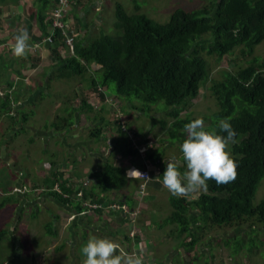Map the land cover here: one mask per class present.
I'll use <instances>...</instances> for the list:
<instances>
[{
    "label": "trees",
    "instance_id": "1",
    "mask_svg": "<svg viewBox=\"0 0 264 264\" xmlns=\"http://www.w3.org/2000/svg\"><path fill=\"white\" fill-rule=\"evenodd\" d=\"M11 1L15 3L17 0ZM57 3L58 0H34V8L28 10L27 20L35 21L41 32L40 36L34 42V38L29 40L31 45L24 58H7L6 53L0 50V77L7 75L6 79L0 80V85L6 83L11 88L13 85L8 80L9 76L19 75V70L27 62H30V67L38 66L42 60L39 51L48 48L56 55L51 58L54 65L51 68H56L58 72L53 75L50 71L47 78L71 80L70 88H73L75 80L91 82L89 88L102 99L105 91L97 90L95 85L107 91L113 83L111 91L114 96L119 100H138L142 104L140 108L136 107V101L127 103L140 112L150 111L153 104L161 103L163 106L157 105V112L163 111L164 119L158 117L155 123L159 124L160 129L171 140L179 141L180 144L187 137L185 124L195 120L189 114L184 117L180 114L189 110L191 101L205 88L216 104L215 112L209 118H202L204 122L209 120L204 124L205 130L226 136V133L219 131V121L227 120L230 123L236 133V142H230L226 150L237 164V177L234 182L222 186H217L210 180L207 182V191L197 192L191 198L170 196L171 213L164 222L176 226L174 228L183 237L187 251L194 249L202 241L205 231L220 233L232 229L233 235L221 240L225 247L237 244L242 236L249 250L239 253L237 248L229 252V258H246L245 264H250V260L259 253L257 247H254L255 241L260 249L264 245V200L254 202L256 189L264 177V59L253 57L245 61L247 65L244 67L235 71H222V78L216 80L210 79L212 65L208 59L211 58L216 63L226 55L232 56L236 51L242 57H249L256 46L264 45V0H211L207 8L192 11L176 8L164 23H157L142 13L126 15L119 11L116 14V28L121 31L119 35L100 33L86 43H75L73 54L67 57H60L57 52L60 41L62 43L61 31L53 30L51 26L50 14L58 7ZM72 11L70 8L69 13ZM2 30L4 22H0V31ZM26 30L31 35L30 25ZM48 35L52 37V43H42L41 39ZM0 41L3 42V38ZM35 43H40V47L32 50ZM15 63L18 67L14 66ZM92 66L95 68L92 69ZM208 81L210 85L206 87ZM16 95L17 93L10 95L8 91L0 95V115H6L9 120L13 119L9 115L11 110L12 113H17L12 104L18 100ZM76 98L77 90L73 88L66 103L65 111L68 114L64 118L59 117L66 122L65 127L68 129L73 123L72 114L80 111L88 116V113L93 112V108L87 103L78 108L73 107L72 101ZM55 126L60 127L61 122L57 121ZM95 131L99 132V128L90 129V135L99 138ZM117 131L125 136L117 144V151L122 157L137 158L142 166L148 162L160 165L152 159L154 150H149L144 157H140V152L131 145L128 135L119 128ZM165 169L166 165L159 174L161 181ZM179 170L183 174L186 169L181 166ZM123 173L121 167L107 162L95 173L96 184L90 192H87L88 186L82 187V181L75 184L68 181L65 184L64 181L55 183L54 186L57 184L66 197L53 191L54 186L50 188L52 191H40V194H49L62 203L75 201L80 213L82 207L79 205L87 197H90L92 203L103 204L111 189L123 183L126 178ZM17 189L6 197H1L0 208L5 202L16 204L15 214L19 217L24 209L31 207L30 218H33L36 210L33 208V200L28 197L33 189L23 186ZM78 191L83 192L82 199L76 198ZM115 196L117 197L116 194ZM83 209L89 208L84 206ZM100 209L102 210L99 207L92 211ZM52 227L50 222L45 225V234L55 237L56 231ZM242 228L246 230L242 232ZM8 234L12 235L10 243L16 240L11 230L0 229V238ZM139 246L141 248L142 243ZM226 251L228 252L227 249ZM10 253L14 254V251ZM260 255L263 257L264 252ZM10 263L13 262L8 260L7 264Z\"/></svg>",
    "mask_w": 264,
    "mask_h": 264
},
{
    "label": "crops",
    "instance_id": "2",
    "mask_svg": "<svg viewBox=\"0 0 264 264\" xmlns=\"http://www.w3.org/2000/svg\"><path fill=\"white\" fill-rule=\"evenodd\" d=\"M8 3L5 0H0V7ZM33 3L34 0H17L15 3L11 1V6L9 4L8 8H5L6 10H0L2 17L9 13L5 19L0 16V22H4V30L0 31V38H3V42L0 41V50L4 53L10 51V57H15L12 53L14 36L22 30H26L28 25L31 27L29 40L32 41L34 38L32 41L34 42L35 38L40 36L41 32L35 21L27 20L28 10L33 7ZM101 3L102 0L98 2L80 0L72 7L73 11L71 14L69 13L70 15L66 20L73 27L74 44L86 43L90 40L91 36L85 39L91 31L89 25L91 21L89 19L94 17L95 24H97V20L101 19V11L104 10ZM76 16L77 19L74 18ZM96 34H98V30ZM60 44L57 48L59 55L62 51L61 41ZM39 53H41L42 60L38 66L30 67V62H27L24 68L22 67L19 70V75L11 76L9 80L13 85L11 88H5L3 84L0 85V95L5 92L4 90H9L10 95L17 93L18 98L15 103H12L17 113H12V110L9 112L13 119L9 120L6 115H0V125H2L0 128V156L2 158H0L3 160L0 166V183L3 184V190L7 191V195L12 189L18 190L19 186L33 189L31 195L28 196L31 197L30 200H33V208L36 210V214L32 219L39 216V218H45L43 226L49 222L53 224L56 236H49L50 240L45 238V243L49 245V248L52 247V255H59L53 257L54 259L61 258L58 264H83L85 257L82 255L81 248L92 236L112 240L119 244L120 249L125 252L141 256L143 264H198V259L203 258L206 259L204 264H208L209 260L212 261V264H223L226 259H222L220 256L215 257L213 254L196 253V250H212L213 247L218 252L221 249L226 250L223 247V242L215 244L211 243L210 239L203 240L194 249L187 251L183 244V237L174 228L176 226L164 222L166 218L170 217L171 195L163 187L159 174L166 163L173 159L182 163V155L179 151L180 145L176 152L174 145L170 142L171 139H168V136L160 129L159 124H156L158 114L164 115L163 111L154 112L151 110V113H153L151 116H146L144 112L137 115L136 111L138 110L133 109L129 103L118 100L113 93L109 94L105 88L95 85L97 90L105 91L104 99H102L89 88L91 82H74L72 83L74 90H77V94L81 91L82 97H77L72 101V106L78 108L83 103H87L93 108V112L88 113V116L85 113H80V111L75 112L72 114L73 123L69 126V129L66 128V122L63 119L60 120L59 117L64 118L67 116L68 113L65 109L70 97L63 96L53 102L54 110L49 111L47 116H44L45 118H52L51 122L41 125V127L48 126L46 127L47 130L37 131L29 125L24 130L23 127L28 123L29 117H34L35 111L31 106L36 103L37 99L41 103L50 100L47 89L41 91L40 89L54 81L60 84L67 81L65 79L51 80L47 78L50 71L53 72V75L58 72L56 68H51L54 66L51 58L56 55L48 48L40 50ZM46 53L49 58L51 56L49 65L44 64V60L48 57ZM64 53L68 54V52ZM61 55L63 56V54ZM91 68L95 67L92 66ZM34 72L35 74L40 72L42 76L37 77L33 75ZM25 78H27V82L24 83L23 79ZM38 91L39 94L37 95ZM113 101L118 105L117 108H114ZM28 108L29 110H27ZM20 120L23 123L18 127ZM57 121L61 122L60 127L55 126ZM3 125L4 128H2ZM93 128H99V132L95 131L99 138L90 135V129ZM118 128L124 133H126L124 129L134 131L139 145L146 150L144 155L149 150H154L152 159L160 165L148 162L142 166L137 158L122 157L117 151V144L123 141L125 136L118 133ZM26 132L29 135L32 133L33 138L23 140ZM58 135L63 137L59 138ZM13 137L22 138V142L18 146L31 145L34 149L31 159L27 155V158H25L27 165H23L22 168L19 167L22 157L18 158L17 162L13 156L12 159L7 156V150L12 146L13 139H10ZM145 137L146 140L142 141ZM148 142L152 145L149 146ZM177 143L180 144L179 141ZM43 155L46 157L45 161H38ZM144 155H140V157H144ZM33 161L37 163L33 164ZM107 162L121 167L126 178L123 179V183L119 187H113L107 194V199L103 200L105 205L100 204L102 210L89 212L88 209H83L84 206L81 202L79 206L82 207V211L79 213L75 201L62 203L49 194H40V191H52V189L56 191L54 187L57 184L54 186L55 183L59 184V182L65 181L66 184V181H68L75 184L85 178L90 181L87 188V192H90L93 185L96 184L95 173L99 172ZM28 169L32 171L31 174ZM133 170H148V180L144 181L137 175L129 176V173ZM142 183L145 184L144 195L140 196L139 189ZM67 185L69 186L70 183ZM116 188L117 190H114ZM56 189L62 194L58 186ZM4 195L5 193L2 194V196ZM63 195L65 194L63 193ZM103 195L100 194V196ZM195 195L196 193L192 196ZM89 198L87 197V200L91 201ZM109 204L125 206L127 211L121 208L108 209ZM86 211L87 213H85ZM128 211L129 213L136 211L137 215L130 218ZM17 219L18 216L15 214V222H17ZM163 227H168V233L165 235L160 232ZM211 240H214V238ZM38 241L39 237L36 238L34 246ZM80 241H84V244L79 245ZM139 243H142L141 248ZM216 258L218 261L215 260ZM79 259L80 263L77 261Z\"/></svg>",
    "mask_w": 264,
    "mask_h": 264
},
{
    "label": "rangeland",
    "instance_id": "3",
    "mask_svg": "<svg viewBox=\"0 0 264 264\" xmlns=\"http://www.w3.org/2000/svg\"><path fill=\"white\" fill-rule=\"evenodd\" d=\"M5 1H7L9 3L6 4L5 6L3 5V7H0V10L4 11L5 8L6 9L8 8L9 4L11 6L10 0H5ZM98 1L99 0H93V2H98ZM210 2H211V0H102L101 6L104 10L101 11L102 12L101 19L97 20V24H95L94 23L95 22L94 17H92V18L89 17L90 19L88 18L89 21H91L89 23L91 31L89 32V34L86 36L85 39H88L89 36H91V38H93V36H96L100 33L119 35V33L121 31L116 28V24L118 23V19H117L116 14L119 11H123L126 15H133L136 12L142 13L145 16H147L149 19H151L157 23H164L169 19L171 12L176 8H181L185 11H192V10L200 9L202 7L207 8L209 6ZM10 9H11V7H10ZM8 14H5L4 17H2V14L0 12V16L3 19L7 18ZM97 30H98V34H96ZM91 33H93V34H91ZM74 45H73V50H74ZM61 50H62L61 54H63L64 57H67V56L73 54V53L70 54L67 51L66 47H64L63 39H62V49ZM7 52H6V55L8 58L11 55L9 53L10 51H7ZM64 52H68V54L64 53ZM47 56L48 57L44 60L45 65L50 64L49 60H50L51 56H50V58H49L48 54H47ZM61 57H62V55H61ZM253 57H258L259 59H264V45L263 44L256 46L254 48L252 54L249 55V57H247V56L242 57L241 54L238 51H236L232 56L226 55L223 59L219 60L216 63H214L213 59L209 58L208 61L212 65L210 79H215V80L221 79L222 78V75H221L222 71H224V70L235 71L239 67H244L247 65V63H245V61H247L249 59L251 60V58H253ZM14 66L18 67V64L15 63ZM33 75H36L37 77H41L42 73L37 72L35 74V72H34ZM6 77H7V75L3 74L0 77V80H4V79H6ZM10 78H11V76H9L8 80H10ZM23 81H24V83L27 82V78L23 79ZM74 82H78V80H75ZM70 84H71V80L66 81L63 84H60L57 81H54L52 83H49V85H46L44 88H41L40 91L47 89V91L49 93L50 100L47 101L46 103H41L40 100L37 99L36 103L33 105L34 107L31 106L33 108V110L35 111L34 117H29L28 123H26L23 127L24 130H26L27 126L29 125L30 127L37 129V131H44L43 128H46L48 126H42L41 127V125L43 123H46V122L49 123L52 121L51 117L45 118L44 116L45 115L47 116L49 111L54 110V103L53 102H55L56 99H59L63 96H67L68 98L71 96L73 88H70ZM3 85H5V88H7L6 83H4ZM209 85H210V81L207 82L206 87H208ZM110 87L114 88V84L111 83ZM111 88L109 90H107V92L109 94L113 93L111 91ZM4 91H9V90H4ZM208 93L209 92L205 88H202L200 90L198 96L191 101V106L189 107V110L181 113L180 115L182 117H184L185 115L189 114L190 118H193V119L204 118V117L209 118L215 112L216 104L213 101L214 99ZM38 94H39V91H38L37 95ZM77 97H82L81 91L79 94H77ZM108 98H111V97H108ZM120 100L125 101V102L131 101L132 103H135L134 101H136V107L137 108L142 107V104L138 100H133V99L132 100H125L124 98H122ZM113 103H114V108H117L118 105L115 103V101H113ZM157 105L163 106L161 103L157 104ZM157 105L153 104V106L151 107V110H153L154 112L155 111L157 112L158 111L157 108H159ZM27 107H29V106L27 105ZM29 108L27 110H29ZM143 109H144V107H143ZM151 110L144 112V113H146L145 115L146 116L153 115V113H151L152 112ZM139 113H141V112L136 111L137 115ZM158 117H162L164 119V117L162 116L161 113L158 114ZM208 121L209 120L207 119L206 122H204V124H207ZM141 122L144 124L143 121H141ZM22 123L23 122L20 120V122L18 123L17 126L18 127L21 126ZM4 125L2 128H4ZM1 126L2 125H0V128H1ZM58 137L60 138L63 136L58 135ZM31 138H33L32 133H30V135H29V133L26 132V136H23V140H25V141L27 139H31ZM168 139H169V137H168ZM10 140H12V146L9 147V149L7 150V156H8V158H11V159L13 156L14 160L17 162H18V158L20 159V157H22V160L19 163L20 164L19 167L22 168L23 165H27L25 163V158H27V155H29V157L31 159V156L34 153V149H32L31 145H25V146L20 145V146H18V144H20V142H22L21 137H13ZM168 141H170V140H168ZM130 142L132 145L131 140H130ZM170 142L174 145V150L177 152L178 147H179V144L177 143V141L172 139ZM43 156L40 157L38 159V161H40V162L45 161L46 157H45V155H43ZM1 158H0V163H1L0 166L2 165V161H3V160H1ZM34 163H37V162L33 161V164ZM28 170L30 171V169H28ZM31 173H32V171H30V174ZM27 186H28V184H27ZM56 187L57 186L54 187L55 190H56ZM13 191H15V189L11 190V192H13ZM3 193H5L4 196H2ZM6 196H7V191L3 190V184L0 183V202L2 200L1 197H6ZM261 200H264V177L260 181V183L256 189L255 195H254V202H259ZM15 206H17V205L13 204V203L8 204V202H5V203H3V205L0 208V229L6 228L7 230H11L13 235L16 237V240L12 241L11 243L9 242V239L12 238L11 234L5 235L2 238H0V264H7L8 260L13 262L10 264H58L60 262L61 258L54 259L53 257L59 256V255H52V253H53V250H51L52 247L49 248V245L45 243L46 242L45 238L50 240L49 236L45 234V230H44V226H43L45 218H39V216H38L37 218L32 219V218H30L31 210L30 209H24L20 213V216L18 217V218H20L19 223L15 222L16 221L15 220V213L17 211ZM89 212H92V210H89ZM85 213H87V211ZM52 229L55 230L54 227H52ZM244 230H246V228H242L241 231L244 232ZM160 232H162V234H164V235L167 234L168 233V227H163L162 229H160ZM204 235L205 236L203 237L202 241L203 240L207 241L208 239H210L211 243L220 244L221 240L223 238L232 236L233 232H232V229H227V230H224L220 233H216L213 231L211 232L208 230L207 232L205 231ZM218 235H221V236L218 237ZM37 237H39V241L34 246V243H35V240ZM212 238H214V240H211ZM239 238H240V240L237 242V244L239 246L237 244H231V245H228L226 248L225 245L223 244V247L226 248L228 250V252H226V250H222V249L219 250L220 252H218L215 249V247H213L212 250H204V249L196 250V253L203 254V255L213 254L215 257L220 256L222 259H226L225 261H223V264H235V263H239V262H240V264H245L246 258L245 259L242 258V259H238V260H236L237 258H233V257H232L233 260L229 258V252L235 251V249H237V248L239 249V251H238L239 253L247 252V250H249L248 244L244 242V237L240 236ZM83 244H84V241H80L79 245H83ZM262 246H263V248L260 249L259 248L260 245L257 244L255 241L254 247H257L259 253H258L257 257H255L251 260L249 259L250 264H264V256L262 257V255H260V253L264 252V245H262ZM11 251H14V254H11L10 253ZM11 259H14V260H11ZM205 260L206 259H204V258L201 260L198 259V264H204ZM215 260L218 261L217 258ZM77 261L80 263V259ZM193 263H195V262H193ZM208 264H212V261L209 260Z\"/></svg>",
    "mask_w": 264,
    "mask_h": 264
},
{
    "label": "clouds",
    "instance_id": "4",
    "mask_svg": "<svg viewBox=\"0 0 264 264\" xmlns=\"http://www.w3.org/2000/svg\"><path fill=\"white\" fill-rule=\"evenodd\" d=\"M29 39L27 30L14 36L12 53L16 58L27 55ZM218 128L226 136L206 131L202 118L185 124L187 137L179 147L182 163L175 159L167 162L162 174V185L171 196L191 198L197 192L207 191L210 180L217 186L235 181L237 164L226 149L230 142H236V133L227 120H220ZM181 166L186 169L183 174L178 170ZM133 175L143 177L135 170L129 173V176ZM81 252L85 257L83 264H143L141 256L125 252L119 244L107 238L90 237Z\"/></svg>",
    "mask_w": 264,
    "mask_h": 264
},
{
    "label": "built area",
    "instance_id": "5",
    "mask_svg": "<svg viewBox=\"0 0 264 264\" xmlns=\"http://www.w3.org/2000/svg\"><path fill=\"white\" fill-rule=\"evenodd\" d=\"M76 3H77L76 0H58V3H57L58 7H56L52 11V13L50 14V17L52 18L51 26L53 29H58L61 31L64 47H66L67 51L70 54L73 53L74 36H73V27L71 25H69V22H68V20H66V17L70 11V8H72ZM41 40H42V43H46V44L52 43V37L49 35L42 38ZM39 47H40V43H35L32 47V50H35L36 48H39ZM124 131H126L128 138L132 141L133 147L137 148L141 155H144L146 150L144 147H141L139 145L138 138L136 137L134 132H132L130 130H126V129H124ZM150 145H152V144L149 143V146ZM138 172L143 175V177L137 175L139 178H141L144 181L148 180L149 173L147 171H138ZM89 182H90L89 179L85 178L82 181V187L88 186ZM144 188H145V184L142 183L140 185V189H139L140 195H143ZM56 191L59 194H61L59 190L56 189ZM61 195H63V194H61ZM63 196L66 197V195H63ZM82 197H83V192L78 191L76 193V198L82 199ZM82 203H83V206H87V208H89L88 210H93V209L102 207L101 205L96 204V203H92L91 201H89L87 199H84L82 201ZM107 208L108 209H116V208L119 209V208H121L122 210L127 211L125 206H119V205H115V204H109L107 206ZM128 215L130 218H133L137 215V212L133 211V212L129 213V211H128Z\"/></svg>",
    "mask_w": 264,
    "mask_h": 264
}]
</instances>
